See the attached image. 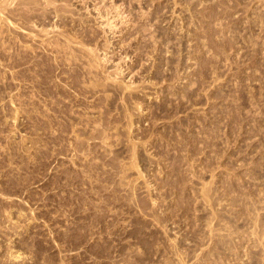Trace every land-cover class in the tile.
<instances>
[{
    "label": "rangeland",
    "instance_id": "obj_1",
    "mask_svg": "<svg viewBox=\"0 0 264 264\" xmlns=\"http://www.w3.org/2000/svg\"><path fill=\"white\" fill-rule=\"evenodd\" d=\"M124 1L8 0L0 264H264V0Z\"/></svg>",
    "mask_w": 264,
    "mask_h": 264
},
{
    "label": "bare ground",
    "instance_id": "obj_2",
    "mask_svg": "<svg viewBox=\"0 0 264 264\" xmlns=\"http://www.w3.org/2000/svg\"><path fill=\"white\" fill-rule=\"evenodd\" d=\"M38 0H21V3H22V5L24 6L23 8H26V7H28L30 4H32L33 2H37ZM57 1V0H56ZM56 1L55 0H44V3H45V5L47 6V7H49V6H55V3H56ZM121 4H120V6H118L116 3V9H117V14H116V16H120V15H122V12H120L119 10L121 9V6H123L124 4H125V1L124 0H121ZM8 4V0H0V22H2V23H6V24H11L12 23V21L10 20V14L9 13H7L6 11H5V7H6V5ZM119 7H120V9H119ZM22 8V9H23ZM63 10H64V7L62 8ZM24 10V9H23ZM65 13L67 12V10H65L64 11ZM69 12H71V11H69ZM24 13H25V11H24ZM59 10H57V13L55 14V17H59ZM12 15V14H11ZM23 16V15H22ZM24 17V16H23ZM21 18V16H20V19H22L21 21L23 22L22 24V27L21 26H19V28L20 29H23L24 31H27V32H29V34H31V38L33 39V37H36L37 36V34L35 33V32H37L38 30H37V28L38 29H40V30H42V31H44L46 34H50V33H54V31H58L59 29H58V27H57V25L58 24H52V28L51 29H44V28H39V26L33 21V20H31V19H28V18H26V19H24V18ZM13 19V18H12ZM19 18H18V20H20ZM24 19V20H23ZM14 20V19H13ZM16 21V20H15ZM99 23V22H98ZM100 28H102V29H104V30H113L115 27H116V23L113 21V20H110V18H107L106 20H104L103 18H101V20H100ZM103 30V31H104ZM56 31V32H57ZM60 31V30H59ZM108 32V31H107ZM38 34H39V32H38ZM61 34V33H60ZM67 35L68 34H66V36H63V37H67ZM59 36V35H58ZM55 37H57V36H55ZM61 37V36H60ZM68 38V37H67ZM66 38V39H67ZM69 38H71V35H69ZM55 39V38H54ZM57 39V38H56ZM62 39V38H61ZM69 41V43L71 42V40L70 39H68ZM73 40V39H72ZM75 41V40H74ZM51 42V41H50ZM53 42H56V41H53ZM52 42V43H53ZM57 42H58V39H57ZM76 42V41H75ZM62 43V42H61ZM60 43V44H61ZM63 43H67L66 42V40L63 42ZM57 44V43H56ZM68 44V43H67ZM67 44H66V46H67ZM55 45V44H54ZM63 45V44H62ZM70 45V44H69ZM66 46H63V47H66ZM84 46H85V44H84ZM59 47H60V45H59ZM62 47V48H63ZM54 48V47H53ZM61 48V49H62ZM69 48H71V47H69ZM55 49H57V50H59L58 48H55ZM60 49V50H61ZM72 49V48H71ZM71 49H69V50H71ZM57 50H55V51H57ZM87 50V52H89V56L91 55V59L93 60L94 58V61H97V63H99V64H101V62H108L109 61V59L107 58V55H106V53H104V55H99V53H97V52H95L93 49H91V48H87L86 49ZM59 52V51H58ZM70 52V51H69ZM73 52V51H72ZM87 52H86V54H87ZM60 53V52H59ZM71 53V52H70ZM69 53V54H70ZM75 53V52H74ZM83 53V52H82ZM91 53V54H90ZM76 54V53H75ZM84 56H82V57H85L86 55L85 54H83ZM164 55V54H163ZM70 56H72V55H70ZM76 56V55H75ZM78 56V55H77ZM89 56L88 57H86V58H89ZM73 57V56H72ZM94 57V58H93ZM70 58V57H69ZM74 58V57H73ZM72 58V59H73ZM77 59V58H76ZM85 59V58H84ZM90 59V58H89ZM90 59V60H91ZM88 60V59H87ZM86 60V61H87ZM90 60H88V61H90ZM36 61V60H35ZM37 62V61H36ZM35 62V63H36ZM93 61H90V63L91 64H93L92 63ZM86 63V62H85ZM37 64V63H36ZM36 64H34V65H36ZM39 64V63H38ZM88 64H89V62H88ZM87 64V65H88ZM91 64H89L90 66H91ZM38 66V65H37ZM89 66V67H90ZM98 66V65H97ZM120 65H117V67H116V71H117V73L115 72V74H121L122 73V70H121V66L119 67ZM92 68L93 67H95L94 66V64H93V66H91ZM90 70H92V69H89V71ZM95 70V69H94ZM114 74V75H115ZM109 78H111V76L109 75ZM112 80H114V81H116L117 80V76H115V77H113V78H111ZM132 84H134L133 82H130V83H124V82H122V84H120V85H123V88H124V90L125 89H128V90H130L131 89V87H132ZM122 87V86H121ZM134 91V90H133ZM193 92V91H192ZM130 94V93H129ZM130 98V97H129ZM191 99H193V98H191ZM130 102V101H129ZM124 103V102H123ZM126 104V103H125ZM123 107V106H122ZM142 108V107H141ZM234 108V107H233ZM125 110V109H124ZM103 113V112H102ZM129 113V112H128ZM235 113V112H234ZM132 116V115H131ZM122 118V117H121ZM132 118V117H131ZM97 119H99V118H97ZM96 120V119H95ZM100 120V119H99ZM125 120V119H124ZM128 119H126V121H127ZM102 121V120H101ZM103 121H105V120H103ZM123 121V120H122ZM129 121V120H128ZM107 122V121H106ZM90 123V122H89ZM94 123V122H93ZM75 124V123H74ZM105 124V123H104ZM200 124V123H199ZM198 124V125H199ZM83 125V124H82ZM86 125V124H85ZM99 126L98 124H95V126ZM108 125V124H107ZM96 126V127H97ZM101 126V125H100ZM106 126V125H105ZM80 127V126H79ZM92 127V126H91ZM108 127H110V126H108ZM213 127V126H212ZM97 128H100V127H97ZM102 128H103V126H102ZM130 128V127H129ZM106 129V128H105ZM108 129V128H107ZM110 129V128H109ZM77 130V129H76ZM104 130V129H103ZM214 130V129H213ZM95 132V131H94ZM103 132V131H102ZM113 132V131H112ZM73 133V132H72ZM98 133V132H97ZM101 133V132H100ZM105 134V133H104ZM109 134H110V131H109ZM116 134V133H115ZM123 134V133H122ZM71 136V135H70ZM215 136V135H214ZM92 137V136H91ZM107 137V136H106ZM134 137V136H133ZM94 138V137H93ZM198 138H200V137H198ZM102 139H104V137H101V140ZM80 140V139H79ZM108 140V139H107ZM129 140V139H128ZM163 140H165V139H163ZM192 140V139H191ZM76 141V140H75ZM81 141V140H80ZM95 141H97V140H95ZM95 141H93V142H95ZM115 141H116V139H115ZM202 141V140H201ZM97 142H100V141H97ZM136 142V141H135ZM193 142V141H192ZM81 143H82V141H81ZM105 143V142H104ZM139 143V142H138ZM141 143V142H140ZM200 144V143H199ZM88 145V144H87ZM102 145H104V144H102ZM107 145V144H106ZM72 146V145H71ZM89 147V146H88ZM103 147V146H102ZM106 147H108V146H106ZM203 147V146H202ZM108 148H110V147H108ZM107 148V149H108ZM136 148V147H135ZM143 148V147H142ZM88 150V149H87ZM106 150V149H105ZM132 150V149H131ZM159 150V149H158ZM135 151V150H134ZM108 152V151H107ZM90 153V152H89ZM136 153V152H135ZM112 154V153H111ZM150 154V153H149ZM82 155V154H81ZM134 155V154H133ZM136 155H134L133 157H135ZM79 157V156H78ZM86 157V156H85ZM133 159V158H132ZM134 160H135V158H134ZM134 160H132V162L134 161ZM145 160H147V159H145ZM101 162V161H100ZM124 162V161H123ZM131 162V163H132ZM164 162V161H163ZM132 164H134V162L132 163ZM178 164V163H177ZM207 164V163H206ZM102 165V164H101ZM183 165V164H182ZM189 165V164H188ZM179 166V165H178ZM190 168H192V167H190ZM104 169V168H103ZM140 169V168H139ZM90 170V169H89ZM208 170V169H207ZM114 171V170H113ZM140 171V170H139ZM181 171V170H180ZM141 172V171H140ZM190 173H192V172H190ZM140 175L142 174V173H139ZM163 174V173H162ZM143 176V175H142ZM196 178V177H195ZM233 178V177H232ZM197 180V179H196ZM195 180V181H196ZM201 182V181H200ZM208 183H206V185H207ZM211 186H213V185H211ZM111 187V186H110ZM208 187V186H207ZM125 188V187H124ZM204 188H206V186L204 187ZM207 189V188H206ZM129 190V189H128ZM110 191V190H109ZM130 192V191H129ZM135 192V191H134ZM202 192V191H201ZM203 192H204V190H203ZM207 193H204V194H208L209 192L208 191H206ZM216 192V191H215ZM212 194V193H211ZM132 195V194H131ZM193 195V194H192ZM209 195V194H208ZM128 196V195H127ZM211 196V195H210ZM210 196H208V197H210ZM3 197V196H2ZM204 197H206V196H204ZM234 198H235V196H233ZM243 196H239V198H242ZM244 197H245V195H244ZM216 198V197H215ZM219 198V197H218ZM224 198V197H223ZM230 198V197H229ZM232 198V197H231ZM238 198V197H237ZM248 197H246V199H247ZM256 198V197H255ZM3 199V198H2ZM131 199V198H130ZM140 199V198H139ZM208 199V198H207ZM211 198H209L208 200H210ZM233 199V198H232ZM232 199H230V200H232ZM236 199V198H235ZM243 199V198H242ZM242 199L241 200H238L237 202H240V201H242ZM250 199V198H249ZM213 200V199H212ZM237 200V199H236ZM243 200H245V199H243ZM252 202L251 200H248V202ZM125 202V201H124ZM132 202V201H131ZM210 201H208V203H209ZM233 204L235 203L236 204V202L234 201V199H233ZM232 202H230V203H232ZM247 202V203H248ZM203 203H205V201L203 202ZM245 203V202H244ZM253 203V202H252ZM232 204V205H233ZM234 204V205H235ZM243 204V202L240 204V205H238V203L236 204V206L239 208L241 205ZM152 205V204H151ZM251 206H253V204H250ZM257 205V204H256ZM243 206H249V205H246V204H243ZM216 207V206H215ZM219 208V207H218ZM218 208H215V209H218ZM248 208V207H247ZM247 208H245V210L247 209ZM250 208H252V207H250ZM254 208V207H253ZM252 208V209H253ZM138 209V208H137ZM211 209V208H210ZM231 209H233V208H231ZM240 209H244V207L243 208H239V210ZM205 210V209H204ZM212 210V209H211ZM242 210H241V212H242ZM250 211H251V209H249ZM214 211V210H213ZM247 211V210H246ZM144 212V211H143ZM146 212V211H145ZM247 212H249V211H247ZM220 214V213H219ZM227 214V213H226ZM216 215V214H215ZM253 215V214H252ZM21 216V215H20ZM259 216V215H258ZM10 218V217H9ZM208 218V217H207ZM258 218V217H257ZM215 219V218H214ZM254 219H256V218H254ZM207 221V220H206ZM210 223V222H209ZM258 223V222H257ZM213 224V223H212ZM222 225V224H221ZM206 226V225H205ZM209 228H210V226H208ZM214 227V226H213ZM226 228V227H225ZM53 229V228H52ZM207 229V228H206ZM210 229H212V228H210ZM221 231V230H220ZM219 231V232H220ZM226 231V230H225ZM222 232V231H221ZM229 232V231H228ZM210 233H211V231H210ZM212 233H214V232H212ZM231 233V232H230ZM18 234V233H17ZM213 235V234H212ZM224 235V234H223ZM217 236H219V235H217ZM213 237V236H212ZM226 237V236H225ZM215 238V237H214ZM213 238V239H214ZM231 238V237H230ZM224 240V239H223ZM233 241V240H232ZM212 242V241H211ZM188 243V242H187ZM228 243H230V242H228ZM231 244V243H230ZM199 246V245H198ZM207 248V247H206ZM197 250V249H196ZM208 250V249H207ZM172 251V250H171ZM211 251V250H210ZM141 254V253H140ZM261 254V253H260ZM15 255V254H14ZM192 255V254H191ZM20 256V255H19ZM27 256V255H26ZM188 256V255H187ZM257 256V255H256ZM11 258V257H10ZM185 258V257H184ZM207 258V257H206ZM196 259V258H195ZM19 260V259H18ZM61 260V259H60ZM20 261V260H19ZM183 262V261H182ZM181 262V263H182ZM216 262V261H215Z\"/></svg>",
    "mask_w": 264,
    "mask_h": 264
}]
</instances>
